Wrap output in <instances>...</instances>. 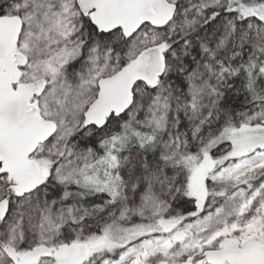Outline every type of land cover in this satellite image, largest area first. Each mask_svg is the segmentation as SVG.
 Segmentation results:
<instances>
[{
	"label": "rangeland",
	"instance_id": "obj_1",
	"mask_svg": "<svg viewBox=\"0 0 264 264\" xmlns=\"http://www.w3.org/2000/svg\"><path fill=\"white\" fill-rule=\"evenodd\" d=\"M167 1L175 6L170 23L162 29L144 26L129 39L120 31L90 37L76 0H11L0 10L1 16L22 21L17 52L26 62L20 82H46L34 100L41 116L56 125L53 136L31 157L41 171L36 190L12 196L0 228V264H12L1 245L23 253L77 241L92 248L89 264H180L193 254L240 249L255 241L264 245L261 182L249 191L235 190L184 226L141 239L115 260L90 262L106 245V238L96 236L99 225L106 220L124 224L133 218L154 222L173 217L181 187L195 199L190 182L198 169L206 170L203 199L208 185L239 183L264 170V103L237 111L207 153L191 155L200 134L222 125L223 103L238 98L244 60L264 59V0ZM230 2L237 7L229 8ZM236 10L245 16L243 21ZM175 39H179L175 45L166 46ZM152 46H160L164 54L158 81L152 86L138 84L124 115L110 117L101 128L83 130V113L95 100L99 82ZM124 119L160 134L153 154L148 158L138 149L121 154L123 199L97 220L74 223L64 196L79 184L80 170L96 153L78 147L73 136L107 139L120 132ZM183 153L189 154L183 161L185 172L171 167ZM6 185L0 176V199ZM195 202L198 207L203 201ZM38 264L56 263L45 259Z\"/></svg>",
	"mask_w": 264,
	"mask_h": 264
},
{
	"label": "water",
	"instance_id": "obj_2",
	"mask_svg": "<svg viewBox=\"0 0 264 264\" xmlns=\"http://www.w3.org/2000/svg\"><path fill=\"white\" fill-rule=\"evenodd\" d=\"M76 4L100 34L120 31L125 39L144 26L166 27L175 13V6L167 0H76ZM22 27L19 17L0 15V176L6 177L8 187L28 195L35 191L41 177L39 166L31 157L38 145L53 136L56 125L41 116L34 100L44 92L46 82H20L21 68L26 62L17 52ZM164 65L162 48L152 46L115 74L103 78L95 100L85 111L84 127L101 128L111 116L124 115L132 106L135 87L154 85ZM203 175L204 169H198L190 182L198 202L203 201ZM11 199L10 194L0 199V228ZM2 251L13 264H36L45 259H53L57 264H85L91 248L83 243L41 245L18 254L12 247L2 245ZM180 264H264V245L255 241L240 249L193 254Z\"/></svg>",
	"mask_w": 264,
	"mask_h": 264
},
{
	"label": "trees",
	"instance_id": "obj_3",
	"mask_svg": "<svg viewBox=\"0 0 264 264\" xmlns=\"http://www.w3.org/2000/svg\"><path fill=\"white\" fill-rule=\"evenodd\" d=\"M9 3H11V0H0V10ZM233 7H237V3L230 2L229 8ZM261 7L262 6H260V8ZM236 16L239 21H243L245 18L243 13L237 10ZM85 24L90 37L95 38L101 36L88 19H85ZM178 40L179 39H175L168 42L166 46L171 47L175 45ZM187 68L188 64L185 63L183 69L187 70ZM239 82L240 88L238 98L224 102L220 108L222 125L200 134L195 143L196 151L191 155L195 156L202 152L207 153V150L211 148L213 140L217 139L222 127L231 125L232 118L237 111L248 108L255 103H264V91L262 89L264 87V59L259 60L251 58L244 60L239 70ZM73 137L78 139L77 143L79 145L91 146L98 154L93 164L80 170L78 174L80 185L76 188L77 192L70 198V202H74L73 220L74 223H77L81 222V219L86 216L87 211L88 220L102 213V206L99 204L88 206V210L82 205V198L86 194L85 190L88 188V196L107 193L106 202L108 205L111 203L112 196L116 197V200H119L120 186L122 183V172L119 164L120 155L133 149H138L146 157H151L160 134L148 127H143L124 119L120 132L110 138L93 141L81 137L79 133H75ZM188 156V153H183L182 156L177 157L175 161H173L171 167L180 168L185 172L183 161H185V158ZM87 175L88 184L86 183ZM261 182H264V170L255 174L252 178L242 180L239 183H213L208 185L203 202L201 204L198 203V207L195 206V199L186 192L184 187H181L178 194L179 201L177 211L173 217L169 219L149 222L133 218L124 224L113 221L105 222L98 228L96 236L103 239L106 238L104 241L106 245L100 248L101 250L99 251L101 252L96 253L90 262L106 259L115 260L123 250L141 239L160 236L162 233L165 234L168 230L184 226L193 216L205 214L214 207L222 204V202L235 190L243 188L249 191L259 187ZM51 188L53 189L54 187ZM115 188L117 189L116 192L113 191ZM103 249L104 251H102ZM90 256L85 264H89Z\"/></svg>",
	"mask_w": 264,
	"mask_h": 264
},
{
	"label": "flooded vegetation",
	"instance_id": "obj_4",
	"mask_svg": "<svg viewBox=\"0 0 264 264\" xmlns=\"http://www.w3.org/2000/svg\"><path fill=\"white\" fill-rule=\"evenodd\" d=\"M82 15V14H81ZM82 18H83V20L85 21V19H88V16H83L82 15ZM89 20V19H88ZM84 25V28L86 29V31H87V34H88V30H87V27H86V24L84 23L83 24ZM84 114H85V112L83 113V118H84ZM112 117V116H111ZM86 129H88V127H84L83 128V130H86ZM102 140V139H101ZM77 144V146L78 147H80V148H82V149H88V151H91V150H93L92 149V147L91 146H81V145H79L78 143H76ZM94 151V150H93ZM95 152V151H94ZM35 153V152H34ZM96 153V152H95ZM97 157H98V154L96 153V157H95V159H93L91 162H89L88 163V166L89 165H91V164H93V162L97 159ZM205 172H206V170L204 171V174H205ZM40 173H41V171H40ZM204 176V175H203ZM6 178V177H5ZM121 178H122V180H123V174H122V176H121ZM202 179H203V177H202ZM6 180V179H5ZM86 183L88 184V180L86 181ZM38 186V185H37ZM77 186H79V184H77L73 189H72V191H70V192H67V194L64 196V200H67V202H65L66 204H67V206L70 208V210L71 211H73L74 210V202H70V198L71 197H73V195H74V193H76L77 192ZM122 187V183H121V186H120V188ZM36 190V189H35ZM114 192H116L117 191V189L115 188L114 190H113ZM14 193L15 194H20L19 192H17L16 190H14V189H12V187H8L7 185H6V195H8V194H10L11 196H13L14 195ZM85 195H84V197L82 198L83 200H82V205L85 207V208H87V210H88V206H91V205H96V204H99L100 206H102V213L100 214V215H98V216H95V217H93L92 219H90V220H88V211H87V214H86V216L84 217V218H82L81 219V222H84V223H87L88 224V222H91V221H94V220H97V219H99L102 215H104V213L105 212H107L108 210H110L111 208H113L114 206H117V204L123 199V197H122V194H121V189H120V198H119V200H116V197H114V196H112L111 197V203L108 205V203L106 202V200H107V193L106 194H104V193H101V194H96V195H94V196H88V188L85 190ZM204 194V193H203ZM5 195V196H6ZM101 196H103V197H101ZM4 198V197H3ZM105 222H108L107 220L105 221ZM104 222V223H105ZM103 224V223H102ZM98 227H100V225L98 226ZM169 231V230H168ZM167 231V232H168ZM97 233H98V231H97ZM166 233V232H165ZM66 243H79V242H77V241H74V242H71V241H68V242H66ZM65 243V244H66ZM2 246V245H1ZM57 246H59V245H57ZM57 246H52V247H57ZM2 248V247H1ZM14 249V248H13ZM17 253H18V251L16 250V249H14ZM26 252V251H25ZM91 252H92V248H91ZM91 252H90V254H91ZM24 253V252H23ZM18 254H22V253H18ZM90 256V255H89ZM88 259V258H87ZM50 260H52L54 263H56V261H54L53 259H50ZM10 261V260H9ZM11 262V261H10ZM39 262V261H38ZM38 262L36 263V264H38ZM86 262H87V260H86ZM85 262V263H86ZM12 263V262H11ZM13 264V263H12ZM57 264V263H56Z\"/></svg>",
	"mask_w": 264,
	"mask_h": 264
}]
</instances>
